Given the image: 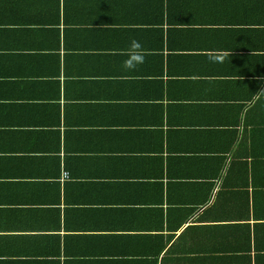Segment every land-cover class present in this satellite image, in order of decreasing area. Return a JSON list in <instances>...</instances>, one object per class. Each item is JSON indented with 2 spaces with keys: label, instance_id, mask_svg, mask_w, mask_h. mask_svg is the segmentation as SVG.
I'll return each instance as SVG.
<instances>
[{
  "label": "crops",
  "instance_id": "0c3cea01",
  "mask_svg": "<svg viewBox=\"0 0 264 264\" xmlns=\"http://www.w3.org/2000/svg\"><path fill=\"white\" fill-rule=\"evenodd\" d=\"M261 90L264 0H0V264H264Z\"/></svg>",
  "mask_w": 264,
  "mask_h": 264
},
{
  "label": "clouds",
  "instance_id": "9594fccd",
  "mask_svg": "<svg viewBox=\"0 0 264 264\" xmlns=\"http://www.w3.org/2000/svg\"><path fill=\"white\" fill-rule=\"evenodd\" d=\"M122 54L126 56V59L123 61V68L125 70H134L138 65H141L145 62V51L143 46L135 38L130 41L129 46ZM231 54L232 52L221 49L211 50L208 53V60L210 63L222 64L228 56H231ZM256 95H264V90L259 91L256 93Z\"/></svg>",
  "mask_w": 264,
  "mask_h": 264
}]
</instances>
